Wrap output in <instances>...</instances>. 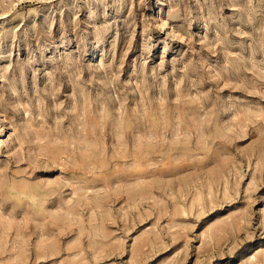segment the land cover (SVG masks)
I'll use <instances>...</instances> for the list:
<instances>
[{"label":"rangeland","instance_id":"obj_1","mask_svg":"<svg viewBox=\"0 0 264 264\" xmlns=\"http://www.w3.org/2000/svg\"><path fill=\"white\" fill-rule=\"evenodd\" d=\"M0 264H264V0H0Z\"/></svg>","mask_w":264,"mask_h":264}]
</instances>
